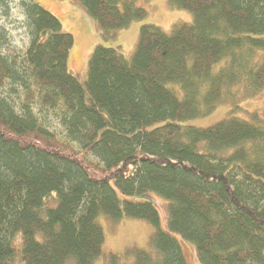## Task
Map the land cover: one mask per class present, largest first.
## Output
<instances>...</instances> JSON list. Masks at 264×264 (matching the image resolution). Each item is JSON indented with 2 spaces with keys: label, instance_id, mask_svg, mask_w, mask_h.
I'll list each match as a JSON object with an SVG mask.
<instances>
[{
  "label": "trees",
  "instance_id": "1",
  "mask_svg": "<svg viewBox=\"0 0 264 264\" xmlns=\"http://www.w3.org/2000/svg\"><path fill=\"white\" fill-rule=\"evenodd\" d=\"M16 1L22 52L5 50L0 23V264H94L100 212L155 227L153 252L136 250L133 264H187L153 202L119 196L150 191L168 200V228L195 245L200 264H264V127L180 123L236 85L264 88V0H169L192 23L170 34L142 24L130 60L119 45H96L83 82L68 69L73 35L34 0ZM77 1L103 40L147 14L135 0ZM18 234L25 242L14 247Z\"/></svg>",
  "mask_w": 264,
  "mask_h": 264
},
{
  "label": "rangeland",
  "instance_id": "2",
  "mask_svg": "<svg viewBox=\"0 0 264 264\" xmlns=\"http://www.w3.org/2000/svg\"><path fill=\"white\" fill-rule=\"evenodd\" d=\"M34 1L47 8L60 20L63 31L73 35L74 42L68 55V69L81 82L85 79L88 61L96 45H119V50L124 57L130 60L136 48L142 24H153L170 34L175 25L192 23L194 18L191 11L172 5L169 0H135L138 6L146 9V16L143 19H135L128 25L117 29L114 38L103 40L96 24L92 25V30L90 23L87 22L88 19L91 21L89 18L91 16L88 14L89 17L87 16L88 19H86L73 6L72 0ZM8 7L9 11L2 9V12L7 11V16L0 20V23L6 26L11 39V44L5 47V50L22 52L27 42L26 32L22 25L23 15L16 0H10ZM92 21L96 23L93 18ZM261 54L262 52H258V55ZM227 59L228 57H224L216 63L213 70L218 71ZM206 85L204 84V87ZM176 91L179 97H182V90L176 89ZM229 117H237L264 127V88L250 94L246 93L241 85H236L233 95H226L212 110L183 119L180 123L205 128ZM119 196L131 200H151L159 212L160 228L173 234L179 240L187 264H200L195 245L168 228V200L164 196L151 191L135 196ZM47 204L52 206L55 204L52 196L48 198ZM96 221L102 227L103 242L100 254L94 260V264H106L110 255H116L122 264H133L136 250L144 249L153 252L150 240L155 227L150 222L125 215L120 219H113L103 212L98 213ZM39 237L37 236V238ZM24 242L25 238L18 234L13 245L20 247ZM12 264L23 263L19 259H14ZM65 264L76 263L74 258L70 257Z\"/></svg>",
  "mask_w": 264,
  "mask_h": 264
},
{
  "label": "crops",
  "instance_id": "3",
  "mask_svg": "<svg viewBox=\"0 0 264 264\" xmlns=\"http://www.w3.org/2000/svg\"><path fill=\"white\" fill-rule=\"evenodd\" d=\"M72 2H73V6H75L76 7V10L80 13L81 12V14L86 18V19H88V17H89V13H86L87 12V10L82 6V4H80L77 0H72ZM88 16V17H87ZM90 19H91V21H89V19H88V23H90V26H91V29L93 30V27H92V25H94V24H96L95 26H97V28H98V31H100V29H99V27H98V25H97V23H94L93 21H92V18L91 17H89ZM95 21V20H94ZM96 22V21H95Z\"/></svg>",
  "mask_w": 264,
  "mask_h": 264
},
{
  "label": "bare ground",
  "instance_id": "4",
  "mask_svg": "<svg viewBox=\"0 0 264 264\" xmlns=\"http://www.w3.org/2000/svg\"><path fill=\"white\" fill-rule=\"evenodd\" d=\"M77 64V63H76ZM77 66H78V64H77Z\"/></svg>",
  "mask_w": 264,
  "mask_h": 264
}]
</instances>
